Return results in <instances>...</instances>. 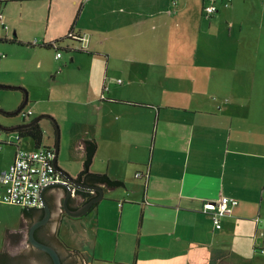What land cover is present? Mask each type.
<instances>
[{
	"label": "crops",
	"instance_id": "0c3cea01",
	"mask_svg": "<svg viewBox=\"0 0 264 264\" xmlns=\"http://www.w3.org/2000/svg\"><path fill=\"white\" fill-rule=\"evenodd\" d=\"M25 1L45 7L53 0ZM226 1L70 0L93 35H120L112 16L118 7L129 11L123 21L139 27L124 30L128 44L112 52L97 44L90 49L88 57H104V64L76 60L91 117L76 135L81 168L74 172L58 159L59 166L77 178L85 140H95L92 172L107 173L125 187L102 186L104 198L79 218L64 212L62 189L45 191L48 198L57 193L52 231L75 264H264L257 255L264 254V0H232L227 7ZM213 2L220 3L219 11L207 17L204 7ZM0 16L8 31L5 18L10 19ZM76 22L69 35H85L75 32ZM192 35L191 50L175 45L178 37ZM62 44L58 51L75 53ZM186 53L193 63L181 62L171 71L168 56L182 60ZM137 55L143 57L139 62ZM189 66L192 70L182 71ZM15 134L1 136L0 170L23 149ZM138 173H149L148 180ZM224 196L239 205L217 230L210 212ZM72 199L73 210L84 204L82 195ZM11 207L16 205L0 203V254L29 246V229L44 214L23 208L17 228Z\"/></svg>",
	"mask_w": 264,
	"mask_h": 264
},
{
	"label": "rangeland",
	"instance_id": "374dc122",
	"mask_svg": "<svg viewBox=\"0 0 264 264\" xmlns=\"http://www.w3.org/2000/svg\"><path fill=\"white\" fill-rule=\"evenodd\" d=\"M202 0H190L195 5ZM220 6L219 2H216ZM41 1H17L0 2V12L7 15L5 18L9 30H3L0 22V55H5L0 59V85L11 86L13 89L0 88V110L6 112L17 111L22 105L26 94L28 104L24 111L16 116L8 117L0 112V125L12 127L19 124L29 123L40 115H49L52 119L44 118L40 121L44 130L43 147H49L55 150L57 143L56 127L54 121L60 129V152L59 160L68 162L71 170L76 172L81 168V161L77 157L76 135L86 128V123L91 117V113L85 106L84 83L85 79L76 69V60L81 63L104 64V57H88L92 53L90 49L98 45L100 49L106 48L112 52V48L117 45L128 44L127 37H123L124 30H138L139 27L133 26L130 22L123 21L120 18L128 14L125 7H118L113 12V19L119 20L120 35L103 36L93 35L89 29L83 28L85 16L77 18V11L73 8L70 0H53L45 4ZM224 7V6H223ZM223 10H221L222 12ZM75 32L86 33L90 39V45L84 51L78 42L67 39L70 27L76 21ZM189 31L194 32L192 22L189 23ZM16 32V35L14 34ZM7 36V37H6ZM63 47L67 45L74 49L73 52H61L63 59H57L56 50L45 48L44 44H50L55 39L63 38ZM175 45H184L187 49L193 47L194 35L189 39L177 38ZM11 40L18 41L11 43ZM100 40L102 43H100ZM139 41V40H138ZM164 41V39H162ZM137 43V40H135ZM160 40L152 39V44H159ZM140 40L138 45L142 44ZM173 45V43H171ZM84 52L83 56L76 53ZM85 55V56H84ZM111 64L116 62L113 53H111ZM124 55H121L123 58ZM75 57V62L71 63L70 58ZM126 57V56H125ZM143 57L137 55L136 62ZM170 70L181 68L180 63H193L189 54H185L180 60L177 56H168ZM192 70V66L186 68L185 73ZM21 87L23 91L18 89ZM121 87V86H119ZM188 88V87H185ZM32 113L25 117L24 113ZM15 137V135H12ZM22 148L26 151H34L36 148L34 140L27 136L22 138ZM10 147H6L5 150ZM149 152L145 157L149 158ZM62 164V163H60ZM10 213L15 215V224L17 228L21 227V207H11ZM17 213V214H16ZM3 247H0V250ZM28 248V249H27ZM22 248L31 264H41L37 257L31 254L30 246ZM13 253V251H11ZM259 260H264V254H257ZM258 256L256 259H258ZM43 264V263H42ZM142 264V263H141Z\"/></svg>",
	"mask_w": 264,
	"mask_h": 264
},
{
	"label": "built area",
	"instance_id": "2783aa9c",
	"mask_svg": "<svg viewBox=\"0 0 264 264\" xmlns=\"http://www.w3.org/2000/svg\"><path fill=\"white\" fill-rule=\"evenodd\" d=\"M231 2L232 0H227L225 6H229ZM218 11V6L214 2L204 7L207 17L213 16ZM69 36L80 43L82 50L88 48L90 41L88 35L72 34ZM55 49L57 50V59H61L62 53L58 51L59 47L55 46ZM121 82L120 80L119 83ZM104 97L103 95L102 98ZM31 113L28 111L24 113V116L27 117ZM3 133L5 132L0 129V150L5 143L1 139ZM15 138L16 142L20 140L18 134H15ZM13 142V140H8V143ZM54 158L55 150L52 148L40 147L34 151H26L19 147L13 163L8 168L0 170V184L5 187V191L0 193V203L16 205L24 209L42 208L43 190L48 186L66 182V179L57 172L53 164ZM136 177L148 180L149 173H138ZM238 205L239 201L236 198L224 196L218 199L214 204L213 211L210 212L214 228L222 229L223 222L233 216L234 209ZM262 252L264 253V250Z\"/></svg>",
	"mask_w": 264,
	"mask_h": 264
},
{
	"label": "water",
	"instance_id": "95a60500",
	"mask_svg": "<svg viewBox=\"0 0 264 264\" xmlns=\"http://www.w3.org/2000/svg\"><path fill=\"white\" fill-rule=\"evenodd\" d=\"M27 103H28V97L26 94L24 102L18 108L17 111L6 112V111L0 110V112H2V114L6 115L8 117H13V116L19 115ZM44 118L52 119L49 115H40L29 123L19 124V125H15L12 127H4V126L0 125V129L6 133L16 132L18 130L26 129V128L34 126L35 124L39 123ZM54 123H55V127H56L57 143H56V147H55V158H54L53 164H54L57 172H59L66 179V182L65 183H57V184L48 186L43 190V192H42L43 207L41 209L44 210L45 217L34 222L31 225V227L29 229V233H28V240L33 247L49 254L53 260V264H64L58 250L54 246L43 243L40 240H38L36 237V230L38 228L46 225L48 223L50 217H51L50 206L48 205V203L44 197L45 191L48 188H52V187L64 188L66 191L65 192V198L63 201V208L65 210V213L67 215H69L70 217L79 218V217H82L83 215H85L86 213H88L95 204L99 203L104 198V189L102 186H90V185H86V184L81 183L80 181H78L77 178L73 177L70 173H68L66 170L62 169L59 166L58 159H59V153H60V129H59L56 121H54ZM72 186L80 187L82 189L89 190V191H92V192L98 193V194L94 198H92L90 201L83 204L80 208L73 210L70 208V205H69V201H70V199H72L73 193H74ZM56 198H57V193H56Z\"/></svg>",
	"mask_w": 264,
	"mask_h": 264
},
{
	"label": "trees",
	"instance_id": "16d2710c",
	"mask_svg": "<svg viewBox=\"0 0 264 264\" xmlns=\"http://www.w3.org/2000/svg\"><path fill=\"white\" fill-rule=\"evenodd\" d=\"M66 38L69 40L78 42L76 39L72 38L69 35ZM17 42L18 41L16 40H11V43H17ZM63 42H64V39H58V40L53 41L50 44H47V45L44 44L43 47L49 48V49L51 48L55 49V46L59 47ZM0 88L13 89V87L6 86V85H0ZM18 89L22 91L24 90L21 87H18ZM25 107L22 109L20 114L24 111ZM13 133L18 134L20 139L25 138L27 136L31 137L34 140L36 149L43 147L42 145H43V139H44V131L41 128L39 123L35 124L32 127L21 129ZM46 148H49V147H46ZM97 150H98V144L95 140H88V139L85 140V144H84L85 158L83 161L82 170L77 176L78 181H80L83 184L90 185V186H106L109 189H118L121 187H125V183L123 181L112 179L107 173L92 172L91 167H92L94 157L97 153ZM75 189H76L77 195H82L84 197V204L90 201L92 198H94L98 194V193H94L89 190L82 189L80 187H75ZM97 205L98 203L95 204L92 207V209L95 208ZM24 210L28 211L30 209H24ZM4 255L5 254H0V257Z\"/></svg>",
	"mask_w": 264,
	"mask_h": 264
},
{
	"label": "flooded vegetation",
	"instance_id": "af4514ba",
	"mask_svg": "<svg viewBox=\"0 0 264 264\" xmlns=\"http://www.w3.org/2000/svg\"><path fill=\"white\" fill-rule=\"evenodd\" d=\"M72 187L74 190L75 186H72ZM53 188H56L57 190L62 189L64 191V193L66 192L65 189L62 187H53ZM73 194H76V189H75ZM44 197H46L45 194H44ZM64 198H65V195H64ZM45 200L47 201L48 205L50 206L51 217H50V219L46 225H44V226H42L36 230V237L41 242L54 246L58 250L64 264H75V261L73 260L72 255L65 254L64 251H62V249H60L57 246L58 240L56 238V233H53V231H52L53 223L57 221V218H52V212L54 210H56V208H57L56 194L53 193L51 197H49V198L46 197ZM72 200L73 199H70V201H69L70 206H72V204H71ZM62 208H63V206H62ZM64 212H65V210H64ZM44 217H45V212H44L42 218H44ZM27 243H29V246H30L29 250H31L30 251L31 254L35 258L37 257V259L41 262V264L42 263L43 264H53V260L49 254L33 247L30 244L29 240L27 241ZM22 248L26 249L27 245L25 247H16V248L11 247V249H9L6 253H4L5 254L4 256L0 257V264H31V261L29 260V258L26 257V254L24 253V250ZM11 251H13V253Z\"/></svg>",
	"mask_w": 264,
	"mask_h": 264
},
{
	"label": "clouds",
	"instance_id": "9594fccd",
	"mask_svg": "<svg viewBox=\"0 0 264 264\" xmlns=\"http://www.w3.org/2000/svg\"><path fill=\"white\" fill-rule=\"evenodd\" d=\"M41 209V208H40Z\"/></svg>",
	"mask_w": 264,
	"mask_h": 264
}]
</instances>
